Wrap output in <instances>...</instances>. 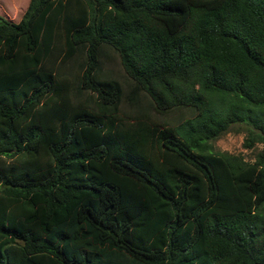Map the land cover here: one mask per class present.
<instances>
[{"label":"trees","instance_id":"16d2710c","mask_svg":"<svg viewBox=\"0 0 264 264\" xmlns=\"http://www.w3.org/2000/svg\"><path fill=\"white\" fill-rule=\"evenodd\" d=\"M234 123L264 142V0L0 14V264H264V149L211 150Z\"/></svg>","mask_w":264,"mask_h":264},{"label":"rangeland","instance_id":"374dc122","mask_svg":"<svg viewBox=\"0 0 264 264\" xmlns=\"http://www.w3.org/2000/svg\"><path fill=\"white\" fill-rule=\"evenodd\" d=\"M28 0H0V14L18 21L24 12ZM103 68L106 72L113 74L123 81L125 75L118 56L110 53L105 59ZM248 126L244 123H234L220 136L211 140V150L214 152H228L242 156L245 161H254L257 153L264 149V142L254 141L251 147L244 145V140L248 135Z\"/></svg>","mask_w":264,"mask_h":264}]
</instances>
